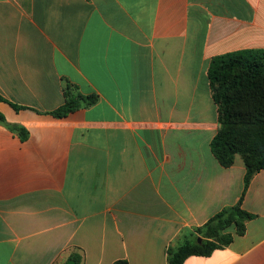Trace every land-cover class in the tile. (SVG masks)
<instances>
[{
    "label": "crops",
    "instance_id": "1",
    "mask_svg": "<svg viewBox=\"0 0 264 264\" xmlns=\"http://www.w3.org/2000/svg\"><path fill=\"white\" fill-rule=\"evenodd\" d=\"M252 49L264 0H0V113L29 133L0 124V264H168L243 194V160L211 151L208 72ZM67 82L97 103L46 114ZM242 208L243 236L184 264H264V170Z\"/></svg>",
    "mask_w": 264,
    "mask_h": 264
},
{
    "label": "trees",
    "instance_id": "2",
    "mask_svg": "<svg viewBox=\"0 0 264 264\" xmlns=\"http://www.w3.org/2000/svg\"><path fill=\"white\" fill-rule=\"evenodd\" d=\"M209 80L213 100L218 107V132L211 142V151L219 163L229 168L239 156L246 173L244 191L239 202L224 208L202 227L196 228L197 237L177 248L168 249V264H184L190 256H211L216 250L228 247L235 236H243L246 224L254 214L242 208L244 195L251 181L264 170V49H252L216 56L211 60ZM1 100H4L0 97ZM97 95H83L67 82L65 102L46 114L65 118L72 112L97 103ZM15 110L23 107L12 104ZM0 124L27 140L28 131L19 125L9 124L0 113ZM234 228L235 235L230 232ZM201 238L202 242L198 243ZM81 264V256L71 255L69 261ZM66 264V263H65ZM113 264H129L117 260Z\"/></svg>",
    "mask_w": 264,
    "mask_h": 264
},
{
    "label": "water",
    "instance_id": "3",
    "mask_svg": "<svg viewBox=\"0 0 264 264\" xmlns=\"http://www.w3.org/2000/svg\"><path fill=\"white\" fill-rule=\"evenodd\" d=\"M201 242H202V239L199 238L198 243H201ZM67 264H75V262L71 260V261H68Z\"/></svg>",
    "mask_w": 264,
    "mask_h": 264
}]
</instances>
